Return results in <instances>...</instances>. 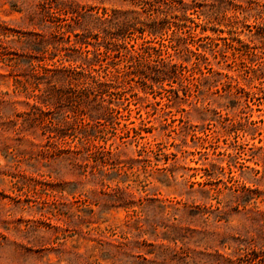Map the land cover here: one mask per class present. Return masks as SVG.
Wrapping results in <instances>:
<instances>
[{
    "label": "rangeland",
    "instance_id": "rangeland-1",
    "mask_svg": "<svg viewBox=\"0 0 264 264\" xmlns=\"http://www.w3.org/2000/svg\"><path fill=\"white\" fill-rule=\"evenodd\" d=\"M160 3L0 0V264H264V0Z\"/></svg>",
    "mask_w": 264,
    "mask_h": 264
},
{
    "label": "trees",
    "instance_id": "trees-1",
    "mask_svg": "<svg viewBox=\"0 0 264 264\" xmlns=\"http://www.w3.org/2000/svg\"><path fill=\"white\" fill-rule=\"evenodd\" d=\"M160 2L164 6L172 9L171 6H173L174 3H179V0H136V4L142 6L143 9H145L146 6L151 8L155 4L160 3ZM71 13H73V12H71ZM76 18H77V16H75V17L70 16V20L73 22L76 20ZM97 20L99 22V25L102 26L101 29L105 34L103 41H105V43L107 45V48H106L107 50L100 52V53H97L95 55V58L97 60L96 62L99 66L98 69L92 68L91 66H88V70H84V68H82V67H75V68L64 67V70H66V72H68V74L70 75L71 85H72V83H74L77 88H87L90 86L89 81H93L94 83H96L95 79H94L96 77H94L92 75V73L98 72L99 69H103L106 71L105 67L102 66V64H99V58L100 59H101V57L104 58V60H101V62L110 58V54H108V49H111V48H109V47H112V51H115V53L113 54V57H116L119 60H122V58L127 59V64L125 63V65H124L126 70L132 69L130 71L133 75H137V73H138L139 75L142 76V72L140 71V69L142 70L143 69L142 67H146L148 65L145 63H146V59H147V61H149L148 58H151L150 52L152 51L154 54H158L157 50H155L154 47H149V46H144V45H141L137 49H135L133 46H130L131 49L129 50L126 47V44H128V43H126L124 41V37H125L126 33H129L130 24H128L126 22L117 21V22H113L109 25H105L107 22H109L107 19L98 18ZM152 22L154 23L155 21H152ZM152 29H154V28H152ZM141 31H143V30L141 29ZM152 31H154V30H152ZM97 35L98 34L94 35V39H96V40H97ZM75 36L78 37V34H75ZM133 62H134V64H133ZM166 65L167 64H164L163 66H166ZM113 72L117 73V74H115L114 78L115 79L118 78L119 77L118 74H120V72H118L117 70H115ZM96 85H97L96 86L97 90H99L100 87L104 86L105 84L104 83H98ZM105 87H107V86H105ZM83 90H87V89H83ZM98 93L101 94V92H98Z\"/></svg>",
    "mask_w": 264,
    "mask_h": 264
}]
</instances>
